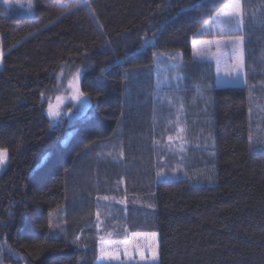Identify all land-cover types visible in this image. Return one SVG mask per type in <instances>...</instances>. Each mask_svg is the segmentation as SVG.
<instances>
[{
    "label": "trees",
    "instance_id": "obj_1",
    "mask_svg": "<svg viewBox=\"0 0 264 264\" xmlns=\"http://www.w3.org/2000/svg\"><path fill=\"white\" fill-rule=\"evenodd\" d=\"M228 2L34 0L31 15L0 6V247L13 264H94L96 199L121 182L129 229L157 233L158 264H264V0H243L245 85L219 87L213 63L192 59L201 27ZM174 51L188 139L209 134L199 138L213 165L159 181L155 55ZM64 67L81 70L90 105L53 124L47 98ZM192 150L195 160L203 151ZM85 164V179L71 175Z\"/></svg>",
    "mask_w": 264,
    "mask_h": 264
},
{
    "label": "rangeland",
    "instance_id": "obj_2",
    "mask_svg": "<svg viewBox=\"0 0 264 264\" xmlns=\"http://www.w3.org/2000/svg\"><path fill=\"white\" fill-rule=\"evenodd\" d=\"M81 3L87 4L84 0H79ZM89 0H87L88 2ZM0 6H3L6 10L15 8L21 13L31 15L34 13L33 6L34 0H0ZM224 7V6H223ZM223 9V8H222ZM220 11V10H219ZM218 11V12H219ZM217 12V13H218ZM216 13V14H217ZM243 24L240 26V30L227 31L223 33L220 30V25L216 20V15L212 17V20L205 23L200 31L198 32L197 39L192 42V59L203 62L209 61L213 63L215 70V82L217 86H238L244 85L245 83V69H244V58H243V70L236 69L235 65L240 57V52L244 51L242 35ZM240 44L229 43L230 41H240ZM221 42L219 46L217 42ZM195 44V48H194ZM0 52L4 54L3 46L0 38ZM196 52H200L201 55H196ZM156 64H155V96L156 103L162 106H166L164 113L159 112L166 123L164 124L161 135H157L153 139V167L158 175V180L163 179H174V178H185L192 172H201L202 169H212L213 165V152L209 150V145L202 146V140L199 138L202 135L207 141L209 134L200 131L196 138L194 145L188 139V124L186 117V94L181 90L183 87L182 83H179L181 74L179 67L181 64V51H174L169 53H157ZM3 56L0 58V70H2ZM219 69V70H218ZM238 77V79H237ZM80 79L81 70H70L64 67L57 74V86L52 95L47 98V115L51 120V123H64V121L71 123V119L81 116L87 110L90 105V101L86 98L80 90ZM81 92V93H80ZM81 94L79 99H73L74 96ZM60 98L59 100L57 98ZM175 102L177 104H173ZM172 103V104H171ZM52 105L53 111H58V116L49 115V105ZM171 104V105H168ZM255 109V108H254ZM260 113L262 114L264 121V104L261 105ZM159 115V116H160ZM195 119H197L195 117ZM263 126V123L260 124ZM264 136V132H261ZM71 131L67 132L65 142L70 138ZM171 137V139H169ZM192 147H196L202 150L199 152L198 157L194 158L192 155ZM7 162L3 168H0V174L4 172L5 167L8 163V151ZM191 153V154H190ZM118 157L113 158L114 162H119L121 157L120 151L117 153ZM202 155L203 158H202ZM121 166V164H118ZM82 169L71 173L73 176L80 175L85 179L89 168L88 165H84ZM123 168V167H122ZM201 169V170H199ZM83 175L85 177H83ZM196 175V174H195ZM95 178V177H94ZM210 178V179H209ZM83 179V180H84ZM198 181V180H197ZM204 181V180H203ZM208 181H212V177H208ZM72 180V184H73ZM121 182V181H120ZM120 185V187H119ZM124 184L121 182L117 188H112L115 194L102 195L96 199V207L94 208V233L97 238V259L94 264H158L159 254L157 259L153 261L151 259L152 251L155 249L158 253L159 242L156 232L149 231H137L135 229H129L130 223L127 221V206L130 205V199L127 197L125 190L120 193V188L124 189ZM107 190L110 189L108 186ZM94 186L90 189L93 191ZM105 190V189H104ZM103 190V191H104ZM108 197L107 200L103 199ZM138 200L137 203L140 202ZM99 213V216L97 215ZM59 217H55V226L59 227ZM151 233H156L155 237L151 236ZM79 237L82 236L79 234ZM101 249L111 250L115 252L119 249L120 259L115 261H108L98 259L100 256ZM148 257L147 260H141L140 252ZM19 261L12 251L2 249L0 247V264H13V262Z\"/></svg>",
    "mask_w": 264,
    "mask_h": 264
},
{
    "label": "snow or ice",
    "instance_id": "obj_3",
    "mask_svg": "<svg viewBox=\"0 0 264 264\" xmlns=\"http://www.w3.org/2000/svg\"><path fill=\"white\" fill-rule=\"evenodd\" d=\"M85 3H87V0H84ZM246 15V11L243 7V0H229L228 3H226L217 14H216V20L220 25V30L223 33L225 30L227 31H233V30H240V26L244 23V17ZM221 42H217V45L219 46ZM229 43L233 44H240L242 43V40L240 41H230ZM195 48V44H194ZM196 55H201L200 52H196ZM3 53L0 52V58H2ZM236 69L243 70V53L242 50L240 52V57L235 65ZM219 70V69H218ZM103 72V70H101ZM238 79V77H237ZM81 94H78L73 97V99H79V96ZM58 100L60 99L59 97L57 98ZM49 115L50 116H58L59 112L58 111H53L52 105H49ZM171 139V137L169 138ZM251 140V138H250ZM7 162V152L5 150H0V168H3ZM210 179V178H209ZM103 199L107 200L108 197H104ZM51 215V213L49 214ZM99 216V213H97ZM49 227H52L51 223L49 224ZM151 236L155 237L156 233H151ZM157 251L154 249L152 251L151 259L155 261L157 259ZM141 260H147L148 257H146L143 254V251L140 252ZM100 260H105L107 259L108 261H115L120 259L119 255V249H117L115 252L111 250H104L101 249Z\"/></svg>",
    "mask_w": 264,
    "mask_h": 264
},
{
    "label": "crops",
    "instance_id": "obj_4",
    "mask_svg": "<svg viewBox=\"0 0 264 264\" xmlns=\"http://www.w3.org/2000/svg\"><path fill=\"white\" fill-rule=\"evenodd\" d=\"M238 85H240V84H238ZM244 85H245V83H244ZM219 87H221V86H219ZM222 87H224V86H222Z\"/></svg>",
    "mask_w": 264,
    "mask_h": 264
}]
</instances>
